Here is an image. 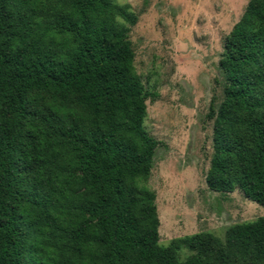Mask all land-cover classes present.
<instances>
[{
	"label": "trees",
	"instance_id": "1",
	"mask_svg": "<svg viewBox=\"0 0 264 264\" xmlns=\"http://www.w3.org/2000/svg\"><path fill=\"white\" fill-rule=\"evenodd\" d=\"M136 22L114 0H0V264H264V216L158 244ZM218 67L205 183L264 207V0Z\"/></svg>",
	"mask_w": 264,
	"mask_h": 264
},
{
	"label": "rangeland",
	"instance_id": "2",
	"mask_svg": "<svg viewBox=\"0 0 264 264\" xmlns=\"http://www.w3.org/2000/svg\"><path fill=\"white\" fill-rule=\"evenodd\" d=\"M137 16L129 39L145 91L143 126L158 142L146 186L156 195L160 246L226 230L264 216V207L235 190L208 189L213 119L224 98L218 67L224 38L249 0H114ZM190 254L178 250V260Z\"/></svg>",
	"mask_w": 264,
	"mask_h": 264
}]
</instances>
